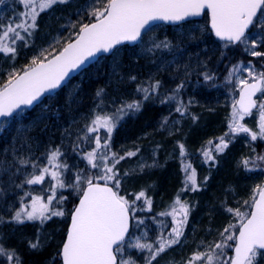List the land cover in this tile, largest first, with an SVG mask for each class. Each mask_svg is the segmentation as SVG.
<instances>
[{"label": "snow or ice", "instance_id": "6c2138e0", "mask_svg": "<svg viewBox=\"0 0 264 264\" xmlns=\"http://www.w3.org/2000/svg\"><path fill=\"white\" fill-rule=\"evenodd\" d=\"M20 6L18 13L8 18V21L0 22V54L14 59L17 55V47L30 46V40L39 29L38 20L42 13L50 12L58 5H67L71 0H15ZM103 7H96L97 0H93L87 16L92 22H79L80 26L75 32V39L69 35V42L59 50L58 55L48 59L44 52L40 56H34L30 65L18 74L15 70L8 74V80L0 88V118L5 120L13 117L22 106L29 107L40 101L45 93L61 87L71 72L85 65L86 61L95 58L97 54H112L118 45L124 42L135 43L143 39V34L148 30L151 22L164 21L178 24L201 16L207 10L210 16V27L215 37L225 42L224 47L236 44H247V30L256 23L258 13L264 14V0H101ZM5 0H0V5ZM76 27V23L72 24ZM264 27V25H261ZM264 47L253 40L246 49L253 57H264V51L257 50ZM167 50L169 52H182L180 45L168 40L158 43L153 41L152 48ZM47 51V50H45ZM183 54V53H182ZM40 57H43L41 59ZM47 61V62H45ZM177 69L181 67L180 60H174ZM200 64V61H197ZM183 75H190L187 65H184ZM206 68V65H204ZM159 70V69H158ZM164 70H168L165 68ZM246 72L247 78H242L241 73ZM205 83L214 79V74L208 71L198 72ZM239 87V99L232 103L228 131L215 143L217 154L223 152L232 142V139L241 133L246 134L252 141L264 140V69L256 71L254 65H232L226 76L227 83L233 82ZM179 78V77H178ZM128 79L137 81L135 75L129 74ZM186 86V80L179 83L166 93L162 94L163 81L149 75L145 80L137 83L135 92L140 94V99H132L130 102H120L111 112L100 109L103 100L97 104L100 111L94 115L90 124L85 125V134L78 139L94 144L91 150H84L82 159L87 161L91 169H98V173L84 174L76 172L66 178L69 171L68 165L61 161L64 153L60 146L46 148V163L20 158L21 168L31 167L32 171L25 174L24 180L16 184L17 188L23 186L45 185L46 177L49 178L44 189L46 194H33L25 191L19 197L16 207L9 206L5 209L10 216L0 215V225H23L27 222L46 223L53 217H64L63 208L67 199L62 190L72 188L79 193V201L70 213V226L66 239L62 244L59 255L62 264H138L131 256L125 258L127 249H135L144 256L145 264H153L161 254L181 242L184 229L190 216V206L187 201H182L177 196L170 211L160 213L162 216H170L172 227L165 235L160 233L154 242L147 241V233L144 238L136 237L130 240V221L135 220L137 227L144 224L143 219H138L136 202L143 199L148 210H151V200L146 197L144 191L130 201L118 191L120 175L116 165L125 157L134 156L136 153L129 151L125 155H119L111 151L110 140L117 123L131 113L139 112L143 107V101L159 98L161 104L171 101L176 102L175 111L181 116L185 114L186 106L180 99V93ZM103 89H98L96 96L102 97ZM258 99H253L257 94ZM256 110L258 130L254 131L242 121L253 115ZM167 123V120L164 121ZM103 130L106 135L101 136ZM212 144V142H209ZM79 149L80 145L77 144ZM180 156L186 153L184 145L180 144ZM205 162L215 163L212 150L203 153ZM264 161V156L258 158ZM250 161H242L248 171ZM190 165L184 168V191H198L195 169ZM21 168H17L19 173ZM127 175V173H125ZM11 178V177H10ZM104 183L101 184L99 181ZM13 183H15L13 181ZM256 195L252 197V204L248 205L249 212H241L239 208H227L238 218V224H229L220 233L221 239L212 242L204 251L194 252L187 264L201 262V264H258V258L264 250V187L257 186ZM247 204V202H245ZM143 210V209H141ZM232 243H229V242ZM31 251L41 250L43 247L39 235L35 239L26 242ZM231 249L233 255H228ZM55 257L53 258V264ZM0 264H23V260L14 247L8 246L0 235Z\"/></svg>", "mask_w": 264, "mask_h": 264}, {"label": "trees", "instance_id": "16d2710c", "mask_svg": "<svg viewBox=\"0 0 264 264\" xmlns=\"http://www.w3.org/2000/svg\"><path fill=\"white\" fill-rule=\"evenodd\" d=\"M87 3L88 0H71V3L67 5H58L50 12H45L42 18L50 16L52 19L47 18L45 21H43L45 18L39 19V29L30 40V46L23 47L21 42L17 47V55L14 59L0 54V88L7 82L8 74L11 71L15 70L20 74L26 66L30 65L39 48L43 47V44L39 42L43 33H47V40L55 39L61 34L58 44L49 51L47 57L59 52L69 42V36L64 37L56 29L59 25L67 24L74 14ZM2 10L0 8V14H2ZM18 11L19 9H16L10 15L7 12L5 18L13 16ZM56 18L59 20L58 22L55 21ZM202 21L205 25L201 33L194 28V22H186L175 27L157 26L150 31L154 35V40L171 41L173 44L180 45L182 52H166L164 50L160 53L144 55L138 52L139 45L136 47L123 46L115 50L114 55L100 59L96 64L81 72L59 92L46 98L33 110L24 111L0 123V169L13 164V155L21 153L23 149H26L28 153H23L22 158L28 155L27 158H24L28 159L29 156L37 155L43 162L47 147L60 146L62 152L71 151L70 158L73 161L85 163V168L90 173H98V169H91L87 161L82 159L83 151L91 150L94 147V144L78 139L79 136L85 134L84 130L80 128L86 120L85 117L94 108H97L100 100H103L104 105L116 103L118 106L120 102H130L134 98L140 99V94L135 92L136 85L149 75L163 81L162 94L174 88L183 78L170 77L171 67H169L168 61L170 59L174 61L176 55L183 53L184 57L180 58L181 64H186L185 61H187L186 65L190 70L193 69L189 75L191 80L186 82L185 87L190 83L194 84L195 91L192 98H195L202 107L189 108L188 101L185 100L184 89L180 93V99L186 106L183 116L175 111V101L167 104H161L159 98L143 101L142 109L125 116V122L115 128L110 140L111 150L115 144L116 153L119 155H125L129 151L136 153L131 157L126 156L116 165V170L120 175V186L126 182L140 189L149 187L154 190L153 196L159 195L162 200H167L172 194H176L181 162L178 158L180 155L179 145H184L186 156L188 153H204L209 149L212 150V153H216L215 143H218L219 138L228 131L229 110L232 106L227 103L238 93V88L233 82L225 81L229 68L249 60L264 61L262 57L255 58L247 55L242 44L224 47V43L216 40L209 30L207 18L204 17ZM51 22H55L52 23L53 26ZM81 22H92V19L84 16ZM46 23L51 25L50 29ZM256 26L257 19L249 34L255 31ZM150 35L148 32L141 43H146ZM71 36L74 39L75 33ZM190 53H195L197 56L190 57ZM196 60L201 63L193 66ZM165 68L168 70H164ZM201 71L213 73L214 79L205 83L203 78L198 75V72ZM129 74L135 75L137 81L129 80ZM98 89L104 90L103 96L99 98L96 96ZM202 92H206V98L210 102H205L204 96L201 95ZM222 99L224 102H219ZM188 110L194 116L198 114L195 124H193L190 114H187ZM165 120H167L166 124ZM99 135L103 137L102 131L99 132ZM74 140L76 141L74 142ZM210 141L212 144L209 143ZM66 142L68 148H64ZM246 143L248 144L246 145ZM77 144L80 145L79 149L76 148ZM112 151L114 152V149ZM260 156H264V140L258 137L256 141H251L250 137L243 133L232 139L228 147L221 152V158L217 165L211 164L210 181L200 193L201 203L206 206L201 207L207 214L206 217L209 216L210 219L216 221L219 204H222L226 195L232 192H243L244 186L249 184L250 180H255L259 176L264 177V161L258 159ZM245 159L250 161L251 171L244 168L242 161ZM15 164L19 165V163ZM148 165L152 166V169L143 170ZM47 179L49 178L46 177V182H48ZM99 183L104 182L100 180ZM120 186L118 191L121 194ZM25 189V186L20 188V193ZM40 189H44L43 186ZM144 192L148 197L147 191ZM63 194L67 197L63 204L67 212V222L76 205L79 193L72 194L68 190H64ZM130 201L133 200L130 199ZM136 205L137 207L144 206L143 199L137 201ZM137 207L135 215L138 218L140 213L137 212ZM21 226L6 227L5 223L0 227V233L7 238L10 247L17 249L23 264H53L54 257V264H60L57 254L64 239L66 224L61 229L62 234L58 237L60 241L57 242V245L54 242L57 239L56 233H54L55 236L51 234V239L54 241L37 251H31L27 247L26 242L30 235L22 233ZM135 227L136 221L132 220L130 233L135 230ZM230 253L229 249L228 254ZM186 257L187 255L183 259ZM188 260H184L181 264H186Z\"/></svg>", "mask_w": 264, "mask_h": 264}, {"label": "rangeland", "instance_id": "374dc122", "mask_svg": "<svg viewBox=\"0 0 264 264\" xmlns=\"http://www.w3.org/2000/svg\"><path fill=\"white\" fill-rule=\"evenodd\" d=\"M92 2L93 0H88V3L85 6L83 5L80 8L79 12L75 13L73 18L70 19L67 22V24L60 26L58 23L59 26L56 29V31L58 33H62L64 37L74 34L75 30L79 28L78 24L79 22L82 21V18L84 16H86L88 19H92L88 17L86 14L92 5ZM96 7L102 8L103 2H101V0H97ZM0 8L3 9L0 20L5 23H6V20L8 21V18H9V17L5 18V14L7 12H9V15H10V13L11 12L14 13L16 9L20 10V6L15 2V0H5V3L0 5ZM43 14L44 13L41 14L39 19L45 18V17L42 18ZM47 18L52 19V17L50 16H47ZM47 18H45L43 21H45ZM55 21L58 22L59 20L56 18ZM52 23H55V22H51V25ZM73 23H76L75 28L72 27ZM194 23H195L194 28L198 29L199 33H201L203 31L205 23L203 21H197ZM46 24H47V27L50 29L51 25H49V23H46ZM261 25H264V14L260 13L257 19V26H256L255 31L247 35L248 43L242 44L243 50L249 56L251 55L249 54V51H247L246 49L250 47V44L253 40L257 41L260 44H264V27H261ZM40 26H41V23H40ZM150 31H149V34L151 35L147 38V42L146 43L143 42L139 45L138 52L144 55L160 53L164 51V50H158V49H153L152 51H149V49L152 48L153 41L157 43L159 42L158 40L153 39L154 35ZM60 35L61 34H59V36H57L55 39L47 40V37H48L47 33H43V36L41 37L39 41L40 43L43 44V47L39 48V50L37 51V54L34 56H40L41 52H44V55L47 56L49 51L58 44V39ZM257 50L264 51V47H259ZM166 52H169V51L166 50ZM182 56H183L182 54H178L175 56L174 60H180ZM189 56L194 57L197 55L195 53L193 54L190 53ZM50 57H47V58H50ZM40 58H43V57H40ZM262 58L264 59V57ZM197 61L198 60L194 61L193 66L198 64ZM249 62H251V64L255 66L256 71H260L261 69H264V66H263L264 61L261 62V60L259 61L249 60L245 63H242V65L248 66ZM185 63L187 64V61H185ZM168 64H170L169 67H171L170 77L183 78V80H186V82H189L191 80L189 75L187 77L183 75V72H184L183 66L186 64L182 63L179 70L177 69L176 65L173 63V60L170 59L168 61ZM188 70L190 72L193 69L190 70L188 67ZM240 76L242 78H247V73L243 72L240 74ZM235 79L236 77H234L233 79L234 84H235ZM193 85L194 84L190 83L187 85V87L184 88V92L186 95L185 100L186 102L188 101L189 108L190 107L193 108L194 106L202 107V105L199 104L195 98H192L193 92L195 91V86ZM235 86L239 89V87L236 84ZM205 93L202 92L201 95L204 96L205 102H210L209 100H207L206 98L207 94L205 95ZM236 96L237 95H235V97H233L231 101L230 100L228 101L227 104L229 106H232V103L234 102V100H236ZM259 96L260 94L258 95V97ZM217 97H220V96H217ZM219 102H224V99L220 100ZM115 106H116V103H111L110 105L103 104L100 106V109H103V111L105 112H111ZM100 109L94 108L90 112V114L87 117H85L86 120L80 127L82 130L85 129L86 124L91 123L92 118L94 117L95 114H97L98 111H100ZM231 110H229V113H231ZM23 112L24 111H20L18 114H21ZM190 112L188 110L187 114H190ZM190 117H191L193 124H195L198 119V114L194 116V114L191 113ZM125 119L126 117L120 120L117 123L116 127H118L119 124H123L125 122ZM242 123H244L250 129L257 131L258 130V120H257L256 110L253 111L252 116L246 117L245 120L242 121ZM74 129L76 130L75 127ZM114 130H113V133H114ZM101 131H102V135L105 136L106 133L103 130ZM113 133L111 135V139L113 137ZM75 141L76 140H74V142ZM247 144L248 143H246V145ZM114 145L112 146V150L114 149V152H116L117 148H115ZM64 148H68L67 142L64 145ZM23 153H28V152L26 151V149H23L21 153H15L12 158L13 164H9L7 168L0 169V215L10 216L11 213L6 212L5 209L9 206H12V207L18 206L19 197L22 196L25 191H31L34 195L35 194H41V195L46 194L44 192V189L47 186V182L45 183V185H35V186H29L25 184L24 186L26 187V189L22 191L21 193H20V188H17L15 186L16 184H20L24 180L25 174L32 171L30 166L27 168H21L20 165L15 164V163H18V160L20 158H22ZM63 153L64 155L61 157V161L66 163L69 169V171L65 173L66 178L71 177L78 171L84 174L90 173L87 170V168H85V163H80L76 160L73 161L72 158H70V153H71L70 150L68 153H65L64 151ZM213 155L215 156V163L205 162V157L203 153H188L187 156L185 155L183 158L179 155L178 158H179V161L181 162H180V167H179L180 175L178 179V188L176 190V194L174 195L172 194L167 200H162L160 198L161 196L159 195H157V197L153 196L154 190L149 187L140 189V188L133 187L131 184L129 183L127 184L126 182L122 184L124 186L122 185L120 186L121 195L125 196L129 200L130 199L135 200L136 194H138L139 191H145V190L147 191V195H148L147 198H150L151 200V210L150 211L148 210L146 205L142 207H137L138 208L137 212L140 213L138 219H143L144 224L139 225V227H137L136 225L135 230L131 233L130 240H134L136 237H141L143 239L145 232L147 233L148 242H154L156 238L160 235V233H164L165 235H167V233L171 230V227H172L171 217L162 216L160 215V213L170 211L172 206L174 205V202L177 196H179L182 201H187L188 205L190 206V209H191L190 216H189L187 225L184 229V236L181 238V242L177 245H174L170 249H168L167 252H164L166 254L164 253L161 254L155 261H153V264H181L184 260L190 259L194 252L204 251L207 245L211 244L212 242H218L221 239L220 233L223 231L225 227H227L229 224L239 223L238 218L235 217L233 213H229L228 211H226L227 208H232L234 210L239 208L241 212L250 211V208L248 207V205L252 204V197L256 195L254 190L257 188V186L261 187V184L264 185V177L262 176L261 177L259 176V178L257 179L255 178V180L254 179L250 180L249 184L244 186L243 192H240V193L232 192L229 195H226L222 204H219V208H218L219 212L217 214L216 221H213L212 219H210L209 216L206 217L207 214L202 210L203 208H201L202 206L203 207H206V206L203 205V203H201L202 201L200 200V193L204 188L207 187L208 182L210 181L209 172L212 168L211 164L217 165L218 160L221 158V153L219 154L213 153ZM27 156H24V158H27ZM37 158H39V156L37 155L33 157L29 156L28 160L34 161V160H37ZM39 162H42L40 158H39ZM42 163H46V159H44ZM189 165L191 166L189 171H191V169H195L196 181H197V184L199 185L198 191H184V187H185L184 182H185V175H186V173L184 172V168L189 167ZM151 167L152 166L149 167L148 165V167L143 168V170L148 171L149 168ZM17 168H21V171L19 173H17L16 171ZM13 181L15 183H13ZM41 186H43L44 189H40ZM65 190H68L72 194L77 192L72 188H68ZM245 202H247V204ZM63 208H64V205H63ZM66 215H67V212H66ZM66 215L64 217H53L51 220H48L44 224H40V222L37 221V222H27L23 224V226L21 225H16V226L18 227L21 226L22 233L30 235L27 241L30 239H35V237L39 235L41 238L43 247L44 245L50 244L51 241H54L53 239H51L52 238L51 234L53 235L54 233H56L57 239L54 242H55V245H57V242L60 241L58 237L61 236L62 234L61 229L63 228V225L66 224ZM2 225H0V227ZM13 226H15V224L6 223V227H13ZM0 235L2 234L0 233ZM3 238H4V242L9 246L10 244L7 242V238H5L4 236ZM229 243H232V242L230 241ZM230 251L231 253L228 254L229 256L232 255V250L230 249ZM261 253L262 254L258 258V264H264V252H261ZM145 255H147V253H141V252L136 251L135 249H127L124 253L125 258L131 256L132 258L138 261V264H145V261L143 259ZM186 255L187 257L183 259L184 256ZM172 257L175 259H173ZM162 260H163V263H162ZM194 264H201V262L197 261V262H194Z\"/></svg>", "mask_w": 264, "mask_h": 264}, {"label": "water", "instance_id": "95a60500", "mask_svg": "<svg viewBox=\"0 0 264 264\" xmlns=\"http://www.w3.org/2000/svg\"><path fill=\"white\" fill-rule=\"evenodd\" d=\"M204 14H206L207 15V17H208V20H209V29L211 30V27H210V16L208 15V12H207V10H205V12L201 15V16H199V17H195V18H191L190 20H188V21H193V20H199V19H201L202 18V16L204 15ZM258 15V14H257ZM188 21H185V22H188ZM182 23H184V22H181V23H178V24H173V23H169V22H164V21H153V22H151V24H150V26H149V28H148V30L149 29H151L152 27H155V26H157V25H167V26H175V25H180V24H182ZM251 28V27H250ZM250 28H249V30H250ZM147 30V31H148ZM249 30H247V32L249 31ZM146 31V32H147ZM212 31V30H211ZM145 32V33H146ZM246 32V33H247ZM144 33V34H145ZM213 33V32H212ZM143 34V35H144ZM213 35H214V33H213ZM215 36V35H214ZM216 39H218V38H216ZM74 40V39H73ZM219 40V39H218ZM140 43V41H138V42H135V43H129V42H124V43H122L121 45H118L117 47H116V49L117 48H120V47H122V46H125V45H127V46H129V47H134V46H136V45H138ZM66 46V45H65ZM116 49H114L113 51H115ZM56 55H58V53L56 54ZM111 54H97V56L95 57V58H91L89 61H86V63H85V65H83V66H81V68L80 69H78V70H76V71H74V72H71L70 74H69V76L66 78V80L62 83V85H61V87L60 88H58V89H56V90H53V91H51V92H47V93H45L44 94V96H42L41 98H40V101H38V102H36V103H34V105H32V106H29V107H25V106H22L21 107V110H23V109H26V110H28V111H30V110H32L33 108H35L36 106H38L43 100H44V98H46V97H48V96H51V95H54L55 93H57L58 91H60L71 79H73L74 77H76L79 73H81L83 70H85V69H87L90 65H93L94 63H96V61L100 58V57H106V56H110ZM55 56V55H54ZM54 56H52V57H50L49 59H52ZM45 62H47V61H45ZM20 74H22V73H20ZM259 94V93H258ZM257 94V95H258ZM257 97V96H256ZM256 97H253V99H256ZM239 99V92H238V95H237V99L236 100H238ZM21 110H18V112L19 111H21ZM17 112V113H18ZM16 113V114H17ZM15 114V115H16ZM14 115V116H15ZM12 118V117H11ZM8 119H10V118H8ZM3 120H5L4 118H0V122L1 121H3ZM264 187V186H263ZM78 201H79V198H78V200H77V203L76 204H78ZM250 211H251V209H250ZM130 224H131V221H130ZM69 226H70V216H69V221H68V224H67V228H66V234H65V237H64V240H63V242L65 241V239H66V235H67V231H68V228H69ZM131 228V227H130ZM63 244V243H62ZM61 247H62V245H61ZM60 250H61V248H60ZM260 251H264V250H260ZM234 253L232 252V255H233ZM60 258V257H59ZM61 260V259H60ZM61 264H62V262H61Z\"/></svg>", "mask_w": 264, "mask_h": 264}]
</instances>
